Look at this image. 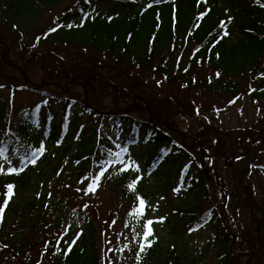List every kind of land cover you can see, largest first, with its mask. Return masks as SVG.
<instances>
[{
    "label": "trees",
    "instance_id": "1",
    "mask_svg": "<svg viewBox=\"0 0 264 264\" xmlns=\"http://www.w3.org/2000/svg\"><path fill=\"white\" fill-rule=\"evenodd\" d=\"M143 1L146 5L136 8ZM114 2L130 11L129 15L99 9ZM48 13H53L50 23ZM222 21L227 22L229 34L220 39ZM233 33L236 38L230 41ZM42 43L47 45L45 49L39 48ZM59 44L69 50L57 49ZM14 63L34 81L27 82ZM149 73L172 85L208 88L223 95L238 92L241 79L253 100L261 98L264 0H0V87L13 93L31 89L47 98L16 110L0 99V148L7 149L11 161V166L4 167L24 168L18 174H0V204L6 186H14L0 224L9 228L0 236V248L10 249L12 257L31 260L28 251L39 245L41 259L51 264H197L204 252L201 258L191 253L182 242V232L212 224L215 264H237L228 253L231 237L221 217L216 210L212 214L205 210L208 187L199 159L203 158L202 146L199 143L193 149L191 141L178 135L169 122L175 114L172 118L162 110L171 98L161 101L150 94ZM102 81L118 94L113 105H106L97 95V83ZM33 83L42 85L31 86ZM136 95L147 101L142 98L134 108ZM172 100L183 106L176 97ZM51 102L61 104L56 123L58 110ZM150 104L159 116L151 114ZM77 105L93 121L88 132L81 124L82 115L76 112L70 117V109ZM8 119L9 125L4 127ZM38 123L45 125L47 133L52 131L49 139L33 131ZM253 126L243 130L246 144L257 142L264 147V130L259 134ZM234 137L227 142L229 155H237L243 148ZM47 139L53 142V150L43 151L34 165L16 161L14 151L22 160V148L29 156L44 149ZM124 148L127 152L117 159L114 154ZM137 149L147 171L128 165V151ZM108 160L112 163H105ZM149 175L155 180L150 182ZM97 177L94 192L109 185L125 209L112 212L109 228L87 218L78 227L81 240L66 254L71 241L62 237L59 224L72 210L56 189L75 186L80 194L92 193L88 188ZM56 178L59 184L54 188ZM131 184L136 187L130 188ZM170 192L177 201L169 198ZM141 199L145 208L136 214ZM120 218L124 225L115 227ZM148 220L153 221L154 236L149 239L154 243L140 253ZM159 225L166 228L165 236L155 231ZM11 228L15 231L10 238ZM258 233L248 238L249 251L255 248Z\"/></svg>",
    "mask_w": 264,
    "mask_h": 264
},
{
    "label": "rangeland",
    "instance_id": "2",
    "mask_svg": "<svg viewBox=\"0 0 264 264\" xmlns=\"http://www.w3.org/2000/svg\"><path fill=\"white\" fill-rule=\"evenodd\" d=\"M145 5L146 3L143 1L138 4L136 8L140 9ZM99 9L107 12L106 14L119 16H126L130 13V11L123 8L120 3L116 2L108 7H101ZM52 16L53 13L47 14L49 23ZM235 38L236 33L230 35V41ZM46 47L47 45L44 43L39 46V48L42 49ZM57 49L61 51L69 50V48L67 46L64 47L63 44H59ZM136 75L141 76L140 73H136ZM148 76L150 80L149 83L152 86L149 92L152 96L161 99V101L166 98H171V102L169 101L168 104H165L166 108L162 107V110L171 115L172 118L175 114V117L169 122L174 125L178 135L186 142L191 141L193 149H197L199 143L202 146L201 155L203 158L199 159H201L202 162L201 166L206 169V184L208 187L205 210L208 213L216 210L224 226L227 228L231 237L228 245V253L236 259L237 264H263L264 147L257 144V142L256 144L251 142L247 145L246 138H244L245 131L243 130L254 125L253 127L256 126L257 130H259V134H263L264 96L262 95L261 98L253 100L252 96L249 95V92L246 90L247 86L242 84L241 79L239 80L241 89L238 92L223 95L220 92H215L208 88L207 90L201 87L189 89L176 84L172 85L160 79V77L154 76L152 73H149ZM233 78L234 80L239 79ZM30 80L32 81L33 78ZM31 86L35 85L31 84ZM97 86V95H99L102 101L108 106L113 105V98L115 95H118L115 89H108V85L104 83V81H102L100 85L97 83ZM43 95L44 94H39L31 89L13 93V90L9 88L0 87V99L9 101L15 110L24 105H33L39 101H46L47 98ZM174 97L177 98V101H182L183 106L174 102L172 100ZM142 98L145 99L144 97ZM134 99L133 103L136 106L134 108H137L140 105L138 101L141 99L137 98L136 102H134ZM149 101L151 100L149 99ZM232 101H234V103ZM51 103L54 110H56V112L58 110L56 114L57 118H55L56 123L59 121L61 115V104L58 102ZM122 104H124V102H122ZM150 105L148 106L151 110V114H157L159 116L155 106ZM76 112L83 116L81 124H85L84 131L88 132L93 121L90 120L88 115L83 113L82 108H79L78 105L70 109V117L73 118L76 116ZM8 122H10L9 119L4 122V127L9 125ZM162 122L165 123L166 121ZM33 131L43 138L47 137L49 139L52 136V131L47 133V128L42 123L36 124ZM232 135H235L234 139L236 142L239 141L243 144V148L238 150L237 155H229L227 153V142L231 141ZM48 139L45 143L46 152L53 150V142H49ZM235 144V146H237V143ZM74 146H76L75 142ZM13 154L19 155L16 151H14ZM21 154H24L22 160L19 159L18 155L15 156V159L22 164L24 163V158L27 157L28 150L22 148ZM204 154L207 155V158H205L206 156ZM128 156L130 157L128 165L131 167L139 166L141 169H144V171H147V166L141 165L140 163L141 155L138 149L128 151ZM234 156H237V159H235ZM68 158L70 157L68 156L66 160H68ZM53 162L52 160L51 163L53 164ZM2 163L5 166L10 165L8 163L6 164L5 161H2ZM43 163L44 162H42V164ZM191 166H193L192 163ZM149 176L151 177L150 182L155 180L153 176ZM57 184H59L58 178L53 181V187L56 188ZM73 185H76V182H73ZM74 187L75 186L67 188L64 186L61 189H56L58 192L57 194L67 200L68 210H72L66 213L65 220L59 224L62 227L60 234L63 232L64 236L62 237L66 238L68 236V240L71 242L76 239L78 227L84 226L87 218L95 220L98 224L99 222H103L109 228V224L112 223L113 219L112 215H114L112 212L114 210L125 209L116 191L107 184L103 187H99L96 192L93 191L87 194L78 193ZM169 198L172 200L176 199V201L178 200L176 194L173 192H170ZM159 201H161V199H159ZM1 223L2 222H0V224ZM114 225L115 227L123 226V220L120 218ZM213 227L212 224H207L192 232H182V242L191 253H196L201 258L203 256L201 253L204 252V257L199 260L197 264H215L218 259L216 256L217 247L216 244H214L215 230ZM6 229L9 228L0 226V236L5 235L4 230ZM52 229L53 227L51 226L50 230ZM65 229H67V234H65ZM257 230L260 233L257 235L258 239L256 240L255 248L249 251L248 238L252 239L253 234L257 233ZM14 231V228H11L10 234L7 236L11 238V232ZM155 231L161 236H165L167 233L166 228L160 225L155 227ZM33 240L30 243L33 244ZM80 240L79 238L76 239L78 243ZM35 243L38 244L39 242L35 241ZM1 245L0 242V246ZM34 246L33 250L28 251V253L32 255L31 260L29 258L21 259L19 256L18 258L12 257L13 255L10 249L0 248V264H30L31 262L32 264L34 262H37L36 264H51V261L46 262L41 259V255L38 253L40 246Z\"/></svg>",
    "mask_w": 264,
    "mask_h": 264
},
{
    "label": "snow or ice",
    "instance_id": "3",
    "mask_svg": "<svg viewBox=\"0 0 264 264\" xmlns=\"http://www.w3.org/2000/svg\"><path fill=\"white\" fill-rule=\"evenodd\" d=\"M231 18H229V22H230ZM220 28L222 29V35H220V39H223V37L225 36H228V31H227V22H221L220 24ZM56 29H52V31H55ZM218 42V41H217ZM217 75H219V73H217ZM254 91V89H253ZM234 103V101H232ZM44 149L43 148H40L36 151H33L31 152V154L29 156H27L26 158H24V163L25 165L26 164H35L37 159L39 158V156L43 153ZM124 152H127V149L124 148V149H121L120 152H116L114 155L116 156L117 159H119L121 157V154L124 153ZM7 149L6 148H0V160L2 161H6L8 162L9 164L11 163V161L9 160V157L7 156ZM110 156L113 155V154H109ZM105 163H112L111 160H108L106 161ZM103 167V165H102ZM24 170L23 167H20V168H16V167H9L7 169H5L3 163H0V174H5V175H10V174H18L19 172H22ZM123 170V169H122ZM100 176H103L104 175V172L101 171ZM99 177L96 178V180L93 181V183L89 186L88 188V191H94L95 190V187H96V183L98 181ZM130 188L134 189L136 187L135 184H131L129 185ZM176 191H179V188L176 189ZM5 198L3 199V202L2 204H0V222L3 221V218H4V213H5V209L8 207V204H9V201L12 199V197L14 196V186L9 184L6 186V192H5ZM145 208V202L143 199H141L139 201V208L136 210V214H140L143 212ZM162 219L161 218V222H162ZM152 224H153V221L152 220H148L146 225L144 226L145 227V231L143 232V241L141 244H140V247H139V251L140 253H145L146 250L150 247H152V244L154 243V239H149V237H153L154 236V233H153V230H152ZM65 234H67V229H65ZM62 238V237H61ZM79 238V234H77V237L76 239ZM76 239H74L71 244L68 246L67 248V251H66V254L67 252H71L72 250V245H74L76 243ZM57 247H59V241H57Z\"/></svg>",
    "mask_w": 264,
    "mask_h": 264
},
{
    "label": "water",
    "instance_id": "4",
    "mask_svg": "<svg viewBox=\"0 0 264 264\" xmlns=\"http://www.w3.org/2000/svg\"><path fill=\"white\" fill-rule=\"evenodd\" d=\"M13 65L16 66V67H18L22 71V73L27 77V72L23 69V67H21V66H19L17 64H13ZM137 98L142 99V97L136 96L135 99H134V102H136Z\"/></svg>",
    "mask_w": 264,
    "mask_h": 264
}]
</instances>
